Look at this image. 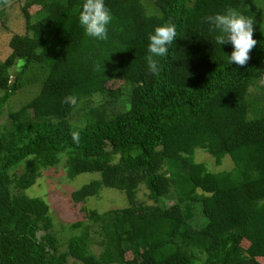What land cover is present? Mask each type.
Wrapping results in <instances>:
<instances>
[{
  "label": "trees",
  "instance_id": "obj_1",
  "mask_svg": "<svg viewBox=\"0 0 264 264\" xmlns=\"http://www.w3.org/2000/svg\"><path fill=\"white\" fill-rule=\"evenodd\" d=\"M13 1L0 0L2 26ZM82 3L25 0V34L10 38L0 63V113L19 91L37 89L0 129V264L264 263V0H106L107 41L84 35ZM228 8L256 21L243 67L228 64L231 45H217L206 22ZM165 22L179 35L154 76L148 36ZM196 150L218 167L228 158L231 169L209 171ZM61 164L68 179L99 175L71 193L74 204L110 189L127 205L86 209V222L54 231L49 204L25 191ZM141 187L152 205L137 201ZM243 244L245 260L235 261Z\"/></svg>",
  "mask_w": 264,
  "mask_h": 264
},
{
  "label": "rangeland",
  "instance_id": "obj_2",
  "mask_svg": "<svg viewBox=\"0 0 264 264\" xmlns=\"http://www.w3.org/2000/svg\"><path fill=\"white\" fill-rule=\"evenodd\" d=\"M25 0H15L7 5L4 9L5 13V25L2 26L0 21V63L3 62L8 55L10 50L8 43L10 38L15 35L25 34V19L22 15V7L24 6ZM37 8H32L29 13L33 14ZM253 87L250 89L252 96L254 93L259 95V88ZM257 91V92H256ZM3 92L0 91V97ZM37 94V89L26 88L25 90L19 91L16 95L11 97L0 113V129L5 125H8L7 115L9 112L18 111L24 104L34 98ZM96 100V102H101ZM121 107L111 106V112L116 113ZM77 110V109H76ZM79 117H82V112H75L72 116L73 121H77ZM196 163L205 165V167L213 172H224L231 169V162L228 158L224 159L221 166H216L214 160L203 150H196L193 156ZM64 162V160H62ZM67 171L64 168V164H61L56 169H50L42 172L41 177L36 181V184L25 191V194L30 198H39L49 204L50 215L56 225L54 231L59 232V225H69L76 222H86L85 211L96 210L100 213L124 208L127 205L126 198L117 190L102 189L97 198H89L85 204H74L71 201L70 195L74 191H77L82 186L90 183L91 181L98 180V174H81L75 176L72 179L67 178ZM137 201L143 202L147 205H152L153 202L149 199L148 192L145 188L141 187L137 193ZM173 198L170 197L164 202V207L173 205ZM203 223L199 209L194 210V223L193 226L198 228ZM93 234V232H91ZM61 237V236H60ZM94 238L93 250L97 254L100 251L98 242L100 240L99 235ZM241 251L237 253L235 261L245 260L243 254L247 248V244L242 245ZM127 258L130 255L127 254ZM261 264H264L261 260H258ZM68 264H74L72 260L68 261Z\"/></svg>",
  "mask_w": 264,
  "mask_h": 264
},
{
  "label": "clouds",
  "instance_id": "obj_3",
  "mask_svg": "<svg viewBox=\"0 0 264 264\" xmlns=\"http://www.w3.org/2000/svg\"><path fill=\"white\" fill-rule=\"evenodd\" d=\"M77 19L87 38L96 41L109 39V27L114 17L106 0H83ZM206 22L212 26L217 45H231L232 52L226 55L228 64L245 66L250 59L251 50L257 44V40L253 38L256 24L254 17L236 8H228L206 17ZM178 35L175 23L165 22L155 27L148 36L145 59L148 70L154 76H158L162 71L161 61L169 56Z\"/></svg>",
  "mask_w": 264,
  "mask_h": 264
}]
</instances>
